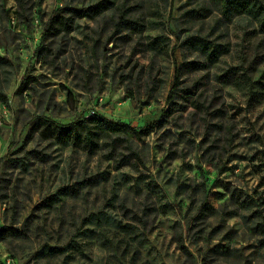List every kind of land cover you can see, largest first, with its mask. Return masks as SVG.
Segmentation results:
<instances>
[{"label": "rangeland", "instance_id": "374dc122", "mask_svg": "<svg viewBox=\"0 0 264 264\" xmlns=\"http://www.w3.org/2000/svg\"><path fill=\"white\" fill-rule=\"evenodd\" d=\"M99 1L0 0V264H264V29L210 0ZM65 5L86 12L47 32ZM92 112L154 124L139 158L90 150Z\"/></svg>", "mask_w": 264, "mask_h": 264}, {"label": "trees", "instance_id": "16d2710c", "mask_svg": "<svg viewBox=\"0 0 264 264\" xmlns=\"http://www.w3.org/2000/svg\"><path fill=\"white\" fill-rule=\"evenodd\" d=\"M210 2L225 19L230 20L232 17L242 14L251 15L258 20L261 27L264 29V0H210ZM113 4L111 0L99 1L92 6L93 13L101 14L105 10L111 8ZM193 11L197 10L194 9ZM85 12L86 8L84 7L70 5L60 7L52 15L46 30L52 34L70 32L74 29L76 18L83 16ZM44 48L50 49L48 44H45ZM29 81L30 77H27L21 82L19 92H24L29 89ZM179 84L180 79L177 75L172 89L173 92ZM79 124L84 129L85 145L90 150L97 151L108 144L111 147L108 155L109 158H113L120 146L130 151L129 155L123 153L121 157L117 159V168L130 163L133 155L139 158L138 153L131 147L130 134L134 135V137L142 138V136L149 133L154 126V124H150L144 128H137L128 122L110 119L98 113L86 117V119L80 121ZM16 231H18V229L14 227L6 225L0 226V236L12 234ZM261 232L264 234V225Z\"/></svg>", "mask_w": 264, "mask_h": 264}, {"label": "built area", "instance_id": "2783aa9c", "mask_svg": "<svg viewBox=\"0 0 264 264\" xmlns=\"http://www.w3.org/2000/svg\"><path fill=\"white\" fill-rule=\"evenodd\" d=\"M95 112H92L91 114H87L86 117H89L90 115L94 114Z\"/></svg>", "mask_w": 264, "mask_h": 264}]
</instances>
